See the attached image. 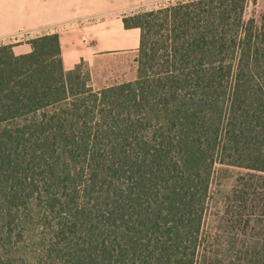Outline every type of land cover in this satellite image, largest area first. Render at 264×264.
I'll return each mask as SVG.
<instances>
[{"label": "trees", "instance_id": "trees-1", "mask_svg": "<svg viewBox=\"0 0 264 264\" xmlns=\"http://www.w3.org/2000/svg\"><path fill=\"white\" fill-rule=\"evenodd\" d=\"M168 0L131 77L94 87L57 32L0 42V264H264V8ZM239 168L211 225L213 178Z\"/></svg>", "mask_w": 264, "mask_h": 264}, {"label": "crops", "instance_id": "crops-1", "mask_svg": "<svg viewBox=\"0 0 264 264\" xmlns=\"http://www.w3.org/2000/svg\"><path fill=\"white\" fill-rule=\"evenodd\" d=\"M152 1L157 0H0V42L12 43L13 52L22 54L30 51V44L27 41L11 42L10 37L57 32L62 65L70 69L81 59L78 52L82 35L90 37L92 53L136 48L139 28H124L121 13ZM105 15L114 20L110 28L98 22H82L100 20Z\"/></svg>", "mask_w": 264, "mask_h": 264}, {"label": "rangeland", "instance_id": "rangeland-1", "mask_svg": "<svg viewBox=\"0 0 264 264\" xmlns=\"http://www.w3.org/2000/svg\"><path fill=\"white\" fill-rule=\"evenodd\" d=\"M168 0H157L152 1L149 4L141 7L143 9H150L158 6L159 4L166 2ZM264 8V0H257L256 4L248 3L247 6V14L251 12L258 13L261 9ZM134 10V9H132ZM123 11L121 14L128 12ZM86 24L99 23L100 25L105 24L107 27L113 26L114 20L107 19V16H103L102 19H89L86 21H82ZM35 34H20L16 35L15 37H10L9 41H28L30 38L37 36ZM82 40V44L79 54H81V58L85 60L86 64L84 65V71L88 70L91 76V84L94 87H100L110 82L114 81H121L131 77V64H132V57L136 48L131 49H119V50H111V49H104L96 53H92L91 51L93 48L91 45V39L87 36H80ZM6 43H8L6 41ZM243 172L239 168L234 167H226V166H219L218 170L216 171L213 183H212V190H213V199H212V206H211V216L210 222L211 225L217 224V218L219 217L223 203L225 202V196L230 191L231 187L233 186L236 177L238 174Z\"/></svg>", "mask_w": 264, "mask_h": 264}]
</instances>
